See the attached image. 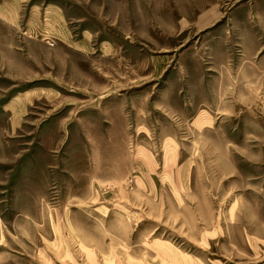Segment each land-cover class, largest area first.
Masks as SVG:
<instances>
[{"label": "rangeland", "instance_id": "1", "mask_svg": "<svg viewBox=\"0 0 264 264\" xmlns=\"http://www.w3.org/2000/svg\"><path fill=\"white\" fill-rule=\"evenodd\" d=\"M19 1L0 264H264V0Z\"/></svg>", "mask_w": 264, "mask_h": 264}, {"label": "crops", "instance_id": "2", "mask_svg": "<svg viewBox=\"0 0 264 264\" xmlns=\"http://www.w3.org/2000/svg\"><path fill=\"white\" fill-rule=\"evenodd\" d=\"M25 0H20L19 2H24ZM7 16V15H10L8 14V12H5L3 14V17L4 16ZM8 18V16H7ZM1 20H6L5 18H1ZM9 19V18H8ZM19 104V103H18ZM16 104V106L18 105ZM20 105V104H19ZM20 107L22 108V106L20 105ZM5 111V110H4ZM11 111V110H9ZM27 172H23L21 177L18 179V184L15 186V193H14V196L13 197H16V204L17 203H22V205H27V208L25 209V211H28L31 207L36 209L37 211L40 210V206L36 205L35 203L34 204H30L29 202V199H24L25 197L24 196H36L37 193H35V189L36 187L35 186H32V183H31V178H30V174H29V171L28 169H26ZM36 205V206H34ZM28 223V222H27Z\"/></svg>", "mask_w": 264, "mask_h": 264}]
</instances>
